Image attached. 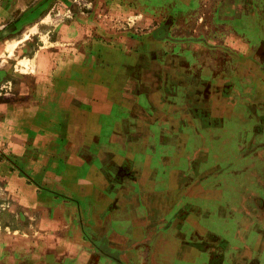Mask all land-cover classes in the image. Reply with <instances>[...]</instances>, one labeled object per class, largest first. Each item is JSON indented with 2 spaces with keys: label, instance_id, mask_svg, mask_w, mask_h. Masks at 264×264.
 I'll use <instances>...</instances> for the list:
<instances>
[{
  "label": "crops",
  "instance_id": "0c3cea01",
  "mask_svg": "<svg viewBox=\"0 0 264 264\" xmlns=\"http://www.w3.org/2000/svg\"><path fill=\"white\" fill-rule=\"evenodd\" d=\"M53 1L0 0V264L263 261L264 0L130 6L140 34Z\"/></svg>",
  "mask_w": 264,
  "mask_h": 264
},
{
  "label": "rangeland",
  "instance_id": "374dc122",
  "mask_svg": "<svg viewBox=\"0 0 264 264\" xmlns=\"http://www.w3.org/2000/svg\"><path fill=\"white\" fill-rule=\"evenodd\" d=\"M173 0H54L52 2L51 7L55 8L56 12L55 14L58 15V11L62 12L64 9H72V10H84L87 13L95 12L99 8L104 9H111L116 8L119 11H121L120 16H116L114 19L118 22V26L120 27V30L122 33L128 32L130 30V25L134 29H136V33L140 34L141 30L143 28L142 25V19L143 17H140L136 13V17H133V14L127 12L128 7H134L137 11L142 12L144 8L152 9V12L156 10L157 17H159L161 14L158 13L159 10H163L166 8V6L171 5ZM130 7V8H131ZM130 14V15H129ZM90 17V16H89ZM132 20H134V24H132ZM154 22V20H153ZM56 23V22H55ZM15 196L7 191H5L0 184V233H4L7 235V227L12 228L11 222L17 218L18 215H21V210L17 209L13 205L15 204ZM9 205V206H7ZM0 241H5L1 240ZM16 258V257H15ZM109 258V257H108ZM117 258V257H116ZM1 263L5 262L6 259L4 257H0ZM119 260V259H118ZM118 262V261H116ZM120 264H126L122 263L121 260H119ZM259 264H264V253H263V261H259ZM12 264H18L17 261L13 260Z\"/></svg>",
  "mask_w": 264,
  "mask_h": 264
},
{
  "label": "flooded vegetation",
  "instance_id": "af4514ba",
  "mask_svg": "<svg viewBox=\"0 0 264 264\" xmlns=\"http://www.w3.org/2000/svg\"><path fill=\"white\" fill-rule=\"evenodd\" d=\"M262 146V145H261ZM263 147V149H264V145L262 146ZM260 203H261V201H260ZM258 215H259V217H258V220L263 224V226H264V212H261V214H259L258 213ZM256 218H257V216H256Z\"/></svg>",
  "mask_w": 264,
  "mask_h": 264
}]
</instances>
